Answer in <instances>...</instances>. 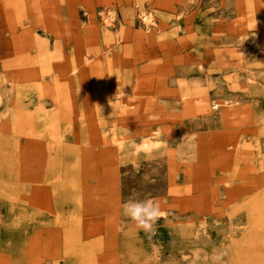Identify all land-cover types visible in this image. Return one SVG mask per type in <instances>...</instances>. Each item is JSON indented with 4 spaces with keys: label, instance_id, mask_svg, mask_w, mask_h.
<instances>
[{
    "label": "rangeland",
    "instance_id": "obj_1",
    "mask_svg": "<svg viewBox=\"0 0 264 264\" xmlns=\"http://www.w3.org/2000/svg\"><path fill=\"white\" fill-rule=\"evenodd\" d=\"M0 264H264V0H0Z\"/></svg>",
    "mask_w": 264,
    "mask_h": 264
},
{
    "label": "clouds",
    "instance_id": "obj_2",
    "mask_svg": "<svg viewBox=\"0 0 264 264\" xmlns=\"http://www.w3.org/2000/svg\"><path fill=\"white\" fill-rule=\"evenodd\" d=\"M122 215L145 232H153L156 220L162 215L158 205L151 200L129 198L122 204Z\"/></svg>",
    "mask_w": 264,
    "mask_h": 264
}]
</instances>
